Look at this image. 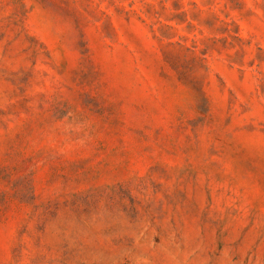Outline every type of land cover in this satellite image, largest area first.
<instances>
[{
	"label": "rangeland",
	"instance_id": "rangeland-1",
	"mask_svg": "<svg viewBox=\"0 0 264 264\" xmlns=\"http://www.w3.org/2000/svg\"><path fill=\"white\" fill-rule=\"evenodd\" d=\"M0 264H264V0H0Z\"/></svg>",
	"mask_w": 264,
	"mask_h": 264
}]
</instances>
